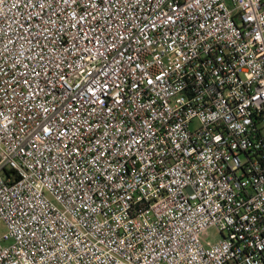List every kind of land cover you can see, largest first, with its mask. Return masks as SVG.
Wrapping results in <instances>:
<instances>
[{"label": "built area", "instance_id": "1", "mask_svg": "<svg viewBox=\"0 0 264 264\" xmlns=\"http://www.w3.org/2000/svg\"><path fill=\"white\" fill-rule=\"evenodd\" d=\"M0 226V264H264V0H0Z\"/></svg>", "mask_w": 264, "mask_h": 264}, {"label": "rangeland", "instance_id": "2", "mask_svg": "<svg viewBox=\"0 0 264 264\" xmlns=\"http://www.w3.org/2000/svg\"><path fill=\"white\" fill-rule=\"evenodd\" d=\"M5 231H6L5 227L4 226H0V234L4 233ZM216 235L217 234H216L215 230H209L207 232L206 239L213 241L214 240L213 237H216Z\"/></svg>", "mask_w": 264, "mask_h": 264}]
</instances>
